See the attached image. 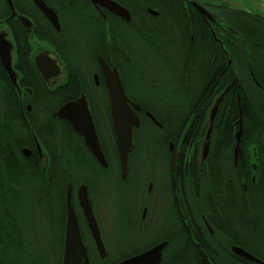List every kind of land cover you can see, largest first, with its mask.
<instances>
[{
	"label": "flooded vegetation",
	"instance_id": "flooded-vegetation-1",
	"mask_svg": "<svg viewBox=\"0 0 264 264\" xmlns=\"http://www.w3.org/2000/svg\"><path fill=\"white\" fill-rule=\"evenodd\" d=\"M9 1L0 0V44L13 70L10 76L0 58V159L17 173L19 161L30 159L38 173L31 201L36 226L29 232L4 225L0 264H62L70 211L84 247L75 249L79 264H151L150 257H135L162 243L157 264H260L234 253L233 246L242 247L227 245L224 230L232 222L225 208L244 207L264 178V0H112L129 20L93 0H41L57 25L36 0ZM100 59L117 69L126 96L139 105L124 178ZM168 72L169 86L162 76ZM141 90L146 99L129 92ZM81 94L106 167L55 115ZM142 124L158 134L161 153L137 149ZM112 172L111 199L99 201L101 182ZM1 188L4 208L22 204L20 186ZM42 221L57 237L56 248H38Z\"/></svg>",
	"mask_w": 264,
	"mask_h": 264
},
{
	"label": "water",
	"instance_id": "water-1",
	"mask_svg": "<svg viewBox=\"0 0 264 264\" xmlns=\"http://www.w3.org/2000/svg\"><path fill=\"white\" fill-rule=\"evenodd\" d=\"M36 1L45 15L57 25L54 12L50 8H48L41 0ZM93 1L105 6L110 11L120 15L126 20L130 19L127 10L119 6L112 0ZM5 57L6 55L3 50V46L2 44H0V58L8 73L10 74V76H12L13 70L11 68V64L8 61L4 60ZM99 62L103 72L104 85L107 89L106 92L109 99V113L114 129L115 141L120 161V173L121 177L124 178L126 175L128 154L132 148V130L134 128H137L140 124L139 118L136 113V111L139 110V105L132 103L126 96L117 69L115 67L110 68L101 59L99 60ZM37 66L39 70L44 74L45 71L43 67L40 64H37ZM12 80L15 82L13 78ZM55 115L58 118L67 121L71 125L73 130L83 139L84 144L97 159V161L103 167H106L107 162L99 146L98 138L92 121V116L90 114L85 95L81 94L77 99L65 102L55 112ZM207 139L208 137L206 136L201 145L200 156L202 157V160H204L207 155ZM35 142L39 152L41 153V151L43 150L36 137ZM43 155L45 154L43 153ZM40 162L41 164H43L45 160L41 159ZM80 200L82 205L86 209V217L89 223L90 230L93 233L95 240L98 242L99 247H101L99 231L96 227L95 220L88 206L85 188H82L80 190ZM163 245L164 243L135 258L143 261L150 257L152 260L151 264H157L160 256V250ZM64 249L65 250L62 264H79V254L75 252V249H79L80 251H82V253H84V247L81 244L76 220L71 211L69 212L67 221ZM232 251L249 260L264 264V262L253 257L251 254L240 247L233 246Z\"/></svg>",
	"mask_w": 264,
	"mask_h": 264
},
{
	"label": "trees",
	"instance_id": "trees-1",
	"mask_svg": "<svg viewBox=\"0 0 264 264\" xmlns=\"http://www.w3.org/2000/svg\"><path fill=\"white\" fill-rule=\"evenodd\" d=\"M136 35V39L142 40L143 35L141 31ZM89 97L88 91H83ZM73 96L77 94V91H68ZM61 101V100H60ZM48 103V102H47ZM49 104V103H48ZM51 104V103H50ZM56 105V104H55ZM92 105V103H91ZM54 104L48 106V113L54 109ZM154 112V111H153ZM155 117L158 119L157 113ZM96 120V116H94ZM56 120V119H55ZM143 125V124H142ZM55 145L57 151H63L64 143L60 138L55 137ZM9 168V167H8ZM12 168V167H11ZM21 168V172L8 171L7 167L0 159V232L4 231V225H17L22 227L25 220V210L31 208V201L34 194V186L37 180V164L30 159H23L19 161L17 169ZM264 179V178H263ZM262 179L259 189L256 192L247 193V204L244 207H230L225 208L227 215L232 218V222L228 224L229 228L224 230L225 242L227 245L230 243L241 246L254 256L264 262V180ZM17 184L20 189L16 192L21 194L20 200L22 204L16 207H6L2 204L4 200V190H2L3 184ZM207 183L206 175L203 176L202 184ZM8 194V192L6 191ZM255 218H259L260 221L255 222ZM1 258V257H0ZM189 263L186 259L182 264Z\"/></svg>",
	"mask_w": 264,
	"mask_h": 264
},
{
	"label": "rangeland",
	"instance_id": "rangeland-1",
	"mask_svg": "<svg viewBox=\"0 0 264 264\" xmlns=\"http://www.w3.org/2000/svg\"><path fill=\"white\" fill-rule=\"evenodd\" d=\"M142 55V51L140 52ZM162 76L165 78L166 82L168 83V86L171 83V74L165 73L162 74ZM132 92L134 95L141 99L147 98V91H129ZM44 104H46L44 102ZM47 110V109H46ZM37 116L38 118L44 117V106H39V109L37 110ZM97 118H99L97 116ZM157 133H153L147 124H143L139 130L137 131L135 135V143L137 144V149L139 152L144 154H155V153H161L162 149H160L159 144H157ZM147 154V155H148ZM160 158L157 159L158 163L160 162ZM161 163V162H160ZM163 167V166H162ZM161 166H159V169H162ZM115 182L114 173L107 175L104 180H102L101 184L103 186L102 190L98 191L99 197L97 198L99 201H104L106 199H111V184ZM25 220L23 221L25 227V231H31L32 226H36V220L34 218V215H32L31 208L29 210H25ZM37 242H38V248H56L58 246V239L57 237L52 233L51 228L49 229L46 222H41L39 224V227L37 226Z\"/></svg>",
	"mask_w": 264,
	"mask_h": 264
}]
</instances>
